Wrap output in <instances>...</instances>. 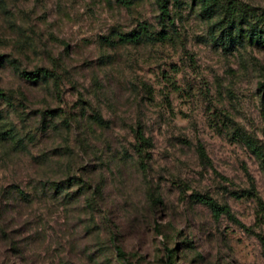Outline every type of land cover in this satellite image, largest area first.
Returning a JSON list of instances; mask_svg holds the SVG:
<instances>
[{"label": "rangeland", "instance_id": "obj_1", "mask_svg": "<svg viewBox=\"0 0 264 264\" xmlns=\"http://www.w3.org/2000/svg\"><path fill=\"white\" fill-rule=\"evenodd\" d=\"M232 1L0 0V264H264V0Z\"/></svg>", "mask_w": 264, "mask_h": 264}, {"label": "trees", "instance_id": "obj_2", "mask_svg": "<svg viewBox=\"0 0 264 264\" xmlns=\"http://www.w3.org/2000/svg\"><path fill=\"white\" fill-rule=\"evenodd\" d=\"M201 12L203 14H206V16H210L211 13H213V10L215 9H222L225 11V13L228 14H234L236 12H241L242 10L238 9V4L235 1L232 0H198ZM225 5V7H223ZM159 9L161 10V15L166 16V7L163 4H160ZM137 35L129 36L127 39H136ZM162 39V38H159ZM9 65L12 67L13 71L17 72L16 67L13 65V62H9ZM19 75L24 78L27 81H36L38 79H47L48 77H51L50 73L44 70H36L35 72L31 73H24L21 72ZM137 140L143 142V138L141 137L140 133L136 134ZM251 149L256 153V149L253 148L252 144L249 145ZM198 154L200 156L203 155V152L199 148ZM195 200L202 204L204 207L207 208L209 213L214 219H218L220 216H228L229 215V209L225 205H218L214 200L209 198L205 195H195ZM118 255L121 257V252L118 251Z\"/></svg>", "mask_w": 264, "mask_h": 264}]
</instances>
